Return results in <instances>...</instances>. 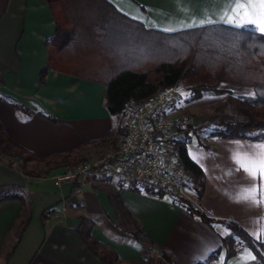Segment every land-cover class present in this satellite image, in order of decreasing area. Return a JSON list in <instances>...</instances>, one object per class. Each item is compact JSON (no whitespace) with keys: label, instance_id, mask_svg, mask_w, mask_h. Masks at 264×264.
I'll return each mask as SVG.
<instances>
[{"label":"crops","instance_id":"obj_1","mask_svg":"<svg viewBox=\"0 0 264 264\" xmlns=\"http://www.w3.org/2000/svg\"><path fill=\"white\" fill-rule=\"evenodd\" d=\"M107 1L129 19L165 33L194 28L187 25L200 20L230 25L222 19L230 7L225 0ZM55 30L45 0H0V124L13 142L38 159L70 158L76 153L83 161L95 159L112 149L116 132V122L104 105L105 85L57 70H49L39 82ZM232 86L220 88L235 95L253 94L250 87L235 85L234 91ZM207 144L202 148L192 138L186 148L188 158L203 173L200 196L195 188L189 191L194 205L215 219L236 223L254 239L261 238L264 181L251 179L240 164L247 156L264 153V142L211 137ZM63 173L65 166L28 176L15 162L0 163V186L19 188L30 209L21 232V201L0 202V264H107L95 253L101 250L122 264L142 262L145 253L158 257L127 232L134 229L131 221L176 264H194L213 252H218L215 264H257L248 247L227 256L222 244L227 229L209 227L171 196L158 198L121 188L120 200L131 217L123 224L107 191L116 187L115 181L57 183L55 177ZM252 186L258 189L259 206L240 200ZM47 209L53 211L43 220Z\"/></svg>","mask_w":264,"mask_h":264},{"label":"trees","instance_id":"obj_2","mask_svg":"<svg viewBox=\"0 0 264 264\" xmlns=\"http://www.w3.org/2000/svg\"><path fill=\"white\" fill-rule=\"evenodd\" d=\"M45 1L54 17L56 30L48 40V58L39 82H43V76L49 70H57L103 83L104 105L116 122V132L111 138L112 149L124 137L123 122L119 117L124 116L131 101L141 102L157 91L178 88L180 83L185 86V95L180 93L184 105L204 97L228 94L227 101L236 113L232 120L199 125L191 123L180 130L181 137L176 142L178 155L186 170L196 178L194 188L198 197L203 188V173L187 156L186 148L192 138L202 148L208 147L207 141L211 137L264 142V35L252 26L237 28L215 23L165 33L129 19L107 0ZM223 84L250 87L254 95H235L220 88ZM68 156L65 155V159ZM39 161L45 160L36 158L13 142L0 124L1 164L15 162L21 172L29 176L30 173L22 170L25 163ZM114 184L116 187L106 183L110 186L108 196L124 224L131 221V217L122 205L118 190L140 191L134 185L118 181ZM20 192L17 187L0 186V202L21 201L22 232L30 209ZM173 201L209 227L220 225L227 229L228 234L222 237L227 256L234 255L240 247H248L255 262L264 264V232L261 238L254 239L232 221L215 219L182 198L173 197ZM52 211L45 210L43 220ZM131 222L134 229L127 232L160 257L145 253L142 262L125 264H176L163 249L144 238L135 222ZM95 253L107 264H122L110 252L101 250ZM217 255L218 252H213L194 264H215Z\"/></svg>","mask_w":264,"mask_h":264},{"label":"built area","instance_id":"obj_3","mask_svg":"<svg viewBox=\"0 0 264 264\" xmlns=\"http://www.w3.org/2000/svg\"><path fill=\"white\" fill-rule=\"evenodd\" d=\"M180 100V91L174 86L141 102L131 101L119 117L124 132L119 145L65 170L55 181L84 185L118 181L149 196L179 197L193 203L189 191L196 178L186 170L176 147L180 130L193 120L178 112Z\"/></svg>","mask_w":264,"mask_h":264},{"label":"rangeland","instance_id":"obj_4","mask_svg":"<svg viewBox=\"0 0 264 264\" xmlns=\"http://www.w3.org/2000/svg\"><path fill=\"white\" fill-rule=\"evenodd\" d=\"M232 86V85H231ZM235 85L232 86V90L235 91ZM178 90L181 94L185 95V86L180 83L178 85ZM227 95H220V96H208L204 97L203 99L195 102L184 105L183 98L181 97L180 103H179V109L181 114L188 115L192 118L194 125H199L202 123H214L220 120H232L235 113L233 107L229 102L227 101ZM82 155L75 154L70 156V158H52L45 161H39V162H27L25 163L22 170L24 172L30 173V174H39L43 175L47 172L49 168L53 167H60L65 166V170L74 167L76 164L79 165L83 162V159L80 158ZM89 156V155H88ZM97 156V155H96ZM89 158L90 160L92 157H85ZM74 163V164H73ZM70 164V165H69ZM72 164V165H71ZM18 167H20L18 165ZM262 202H263V232H264V189L262 194ZM194 204V202H193ZM160 256L158 255V258ZM149 264V263H148Z\"/></svg>","mask_w":264,"mask_h":264},{"label":"snow or ice","instance_id":"obj_5","mask_svg":"<svg viewBox=\"0 0 264 264\" xmlns=\"http://www.w3.org/2000/svg\"><path fill=\"white\" fill-rule=\"evenodd\" d=\"M228 8L224 22L233 27L243 28L245 26L254 27L261 35H264V0H225ZM214 23L213 20H200L199 24L193 22L187 27L204 26L205 24ZM172 31L174 29H167ZM254 95V94H250ZM240 167L253 180L257 177L264 181V153L252 154L244 158ZM258 189L255 186L249 187L240 197L241 201L250 202L259 206L261 201L257 200L255 193ZM254 259V257H253Z\"/></svg>","mask_w":264,"mask_h":264}]
</instances>
